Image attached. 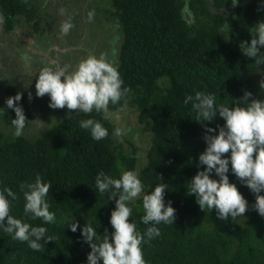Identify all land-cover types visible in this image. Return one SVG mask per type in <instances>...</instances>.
<instances>
[{
	"label": "trees",
	"instance_id": "1",
	"mask_svg": "<svg viewBox=\"0 0 264 264\" xmlns=\"http://www.w3.org/2000/svg\"><path fill=\"white\" fill-rule=\"evenodd\" d=\"M234 3L112 0L107 13L123 32L116 68L123 87L131 91L119 103H110L109 110L138 111L141 130L151 135L146 161L140 165L139 147L127 137L128 145L117 139V125L108 113L95 110L89 114L62 113L35 139L25 134L6 136L0 128V190L11 188L18 197L11 202L10 215L33 227L47 228V234L54 237L45 243L43 251H35L0 228V264H88L91 248L82 236L87 222L101 238L105 230L114 232L110 217L116 200L110 197L115 189L100 193L96 176L103 171L119 179L128 170H138L143 195L158 184H167L165 203L171 201L176 210L174 224L145 225L143 195L128 202L132 208L130 222L139 232L155 226L161 233L141 246L147 264H264V217L253 210L255 195L231 172V165L229 180L248 201L243 216L219 219L215 209L201 210L196 197L188 194L192 178L206 168L199 165V155L207 144L205 128L195 121L192 104L184 103L186 96L197 91L212 94L217 106L229 107H235L236 100L248 91L253 98L264 100V89L253 74L258 68L264 72V65H256L240 48L243 41L250 44L252 27L264 20V0H238L229 20L219 10ZM0 8L4 32L15 28L18 16L33 20L36 31L45 29L31 0H0ZM8 89L17 90L14 86ZM1 117L6 125L13 126L16 114L7 107ZM86 119L101 122L108 136L94 140L90 130L80 127V121ZM204 123L216 128L214 134H218L217 126L226 122L217 113L212 122ZM37 174L53 185L46 197L49 211L56 216L51 224L24 213L26 201L20 184L34 182ZM211 178L219 179L215 173ZM72 222L79 224L76 232L69 226Z\"/></svg>",
	"mask_w": 264,
	"mask_h": 264
},
{
	"label": "clouds",
	"instance_id": "2",
	"mask_svg": "<svg viewBox=\"0 0 264 264\" xmlns=\"http://www.w3.org/2000/svg\"><path fill=\"white\" fill-rule=\"evenodd\" d=\"M238 0L233 4L236 6ZM61 9V15L64 14ZM94 12H89L91 22ZM74 27L71 17L61 25V32L67 35ZM252 39L243 41L240 48L248 58H254L255 64L264 65V20L252 27ZM124 81L120 73L111 62L106 53L99 57L89 55L82 59L75 70L69 73L65 67H44L39 72L36 81V96L50 97L49 107L82 111L85 114L95 110L105 114L109 111V104H117L126 98L131 91L123 87ZM260 88L264 89V80L260 81ZM22 99V94L9 97L7 107L15 111L16 118L12 119L17 137L23 134L26 121H29L22 107L17 102ZM29 99H32L29 93ZM126 103V100H125ZM185 105L191 103L196 113L197 122L205 128L204 140L207 147L199 155V165L206 166L192 178L188 187V194L196 197V202L201 210L215 209L217 217L236 220L248 210V201L241 194L236 184L229 180V165L231 172L246 185L255 195L253 210L264 217V100L253 98L248 91L240 100H236L235 107L215 103V96L197 91L195 95H187ZM219 113L225 120L223 126L217 129L208 127L204 122H212ZM36 121V120H34ZM80 127L88 129L91 137L99 141L108 136V130L101 122L95 119L80 121ZM114 135L120 137L122 129L117 127ZM230 157L226 158V154ZM215 173L219 179H213ZM95 184L100 193L115 189L111 192L110 199L116 200V208L112 211L110 223L114 232L107 230L101 238L93 226L87 222L83 227L82 236L90 245L88 264H147L144 258L142 244L150 242L161 235L159 228L148 227L145 233L137 230L135 223L130 222L132 208L128 202L139 197L143 191V184L134 171H123L119 179L100 171L95 179ZM50 182L45 183L39 174L34 182H22L20 190L25 199L24 213L31 215L32 219L41 218L45 223L51 224L56 220L54 212H50V204L46 197L52 188ZM167 184H158L149 194L143 195V209L145 215L142 222L145 225L174 224L176 210L172 202L165 203ZM11 198V200L9 199ZM118 197V199H116ZM17 194L8 187L0 190V228L12 236L14 240L27 242L28 247L35 251H43L45 243L54 241V237L47 234L45 227H33L10 215L11 202L17 200ZM6 221V224H5ZM70 228L76 232L79 224L72 222ZM147 237V240L145 239ZM43 241V244L41 243Z\"/></svg>",
	"mask_w": 264,
	"mask_h": 264
},
{
	"label": "rangeland",
	"instance_id": "3",
	"mask_svg": "<svg viewBox=\"0 0 264 264\" xmlns=\"http://www.w3.org/2000/svg\"><path fill=\"white\" fill-rule=\"evenodd\" d=\"M111 4L112 0H31V6L36 7L41 16V26L45 28L41 32L34 30V21H28L24 16L16 18L13 30L4 32L0 8V82H3L0 83V128L6 136H15V127L6 125L1 114L7 108V99L18 93L22 94V99L17 104L23 108L29 120L23 134L31 139L50 129L58 121L60 114L76 112H69L67 107L53 109L49 107L48 95L42 98L36 96L35 84L42 68L54 69L61 66L71 73L82 59L89 55L99 57L101 53H106L108 59L117 67L123 32L116 25L115 18L107 13ZM61 9L65 10L63 15ZM234 9L235 6L231 5L219 12L231 20ZM89 12H94L91 22L88 18ZM69 17L74 27L64 35L60 33L61 25ZM253 74L256 82L264 80L261 68L256 69ZM10 86L17 90L10 91ZM108 116L122 129V135L117 139L128 145L127 137L139 147L142 155L139 163L143 164L151 135L150 132L141 130L138 111L134 108L109 110Z\"/></svg>",
	"mask_w": 264,
	"mask_h": 264
},
{
	"label": "flooded vegetation",
	"instance_id": "4",
	"mask_svg": "<svg viewBox=\"0 0 264 264\" xmlns=\"http://www.w3.org/2000/svg\"><path fill=\"white\" fill-rule=\"evenodd\" d=\"M3 21V20H2Z\"/></svg>",
	"mask_w": 264,
	"mask_h": 264
}]
</instances>
